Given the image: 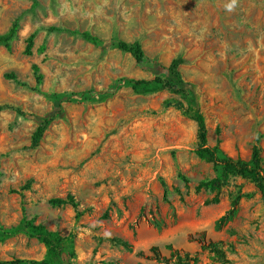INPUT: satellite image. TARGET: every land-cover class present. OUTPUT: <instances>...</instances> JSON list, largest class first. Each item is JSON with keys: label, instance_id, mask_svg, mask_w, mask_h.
Here are the masks:
<instances>
[{"label": "rangeland", "instance_id": "rangeland-1", "mask_svg": "<svg viewBox=\"0 0 264 264\" xmlns=\"http://www.w3.org/2000/svg\"><path fill=\"white\" fill-rule=\"evenodd\" d=\"M18 16L21 40L11 52L0 46V78L26 84H0V124L1 113L13 116L0 127V226L19 231L0 241V264L45 258L23 219L73 235L63 264H161L153 248L166 264H264L260 194L239 177L197 190L215 173L196 157L197 127L183 111L204 116L208 147L242 160L257 147L264 157V0H0V34ZM32 30L42 34L25 56ZM117 42L139 43L142 63ZM173 59L183 61L186 100L155 81ZM32 64L44 96L32 91ZM68 195L79 221L70 205L49 204Z\"/></svg>", "mask_w": 264, "mask_h": 264}, {"label": "trees", "instance_id": "trees-1", "mask_svg": "<svg viewBox=\"0 0 264 264\" xmlns=\"http://www.w3.org/2000/svg\"><path fill=\"white\" fill-rule=\"evenodd\" d=\"M20 16L16 17L10 24L8 30L0 34V46L4 47L8 52L12 51V42L17 40L18 32L20 29ZM81 38L90 42L94 45L98 43V39L91 36L89 33L80 34ZM36 34L32 33L25 40V46L23 49V54L25 56H31L33 53L34 40ZM115 47L124 53L130 54L137 64H141L144 58V54L139 43L127 44L124 42H117ZM44 46L39 48L40 53L44 52ZM183 64V61L180 59H173L166 69L167 76L165 79L159 77L155 78L156 83L162 85L169 92L179 95L182 99L186 100L188 94L185 90V82L183 81L181 74L179 72V66ZM32 75L35 80L36 89L32 91H37L41 95L39 90L42 82L43 75L40 73V69L36 64L31 65ZM4 78L12 80L16 84L21 86H26L25 83H22L16 79L14 74H5ZM125 85L129 87L142 85L145 82L143 81H134V80H122ZM183 109V108H180ZM186 117L190 118L197 127V141L198 147L195 150V155L201 161L209 163L213 167L215 177L211 180H206L200 182L197 187V190L204 189L210 192L219 191L231 177H239L243 180H247L252 184L258 193L261 196V200L264 205V157L261 155L260 149L255 147L251 153V157L248 160H242L240 158L234 159L229 157L217 144L216 146L210 148L207 146V128L204 116L197 110L188 108L183 110ZM50 125V119H44L36 127L34 132L31 134L30 149L35 150L40 146L41 140L48 126ZM165 187V185H162ZM49 204L52 207H63L70 205L74 210V219L79 221L83 215V211L79 210V204L75 199L68 195L66 198H57L49 200ZM237 205V201L232 202V208L226 212L225 215L219 218L218 223H222L232 216L234 212V207ZM24 226L25 229L30 233L32 238H36L40 241L46 248L45 258L40 262H23L15 261L6 264H63V254L65 247L73 244V235L69 234L68 236H60L58 233L49 231L42 224H35L33 219L27 220L23 219L20 223V226ZM19 228L16 229H4L0 226V241L6 238H9L17 234ZM171 250V259L180 260L181 256L177 251ZM152 251L156 254L155 259L161 264H166L167 259L160 257L155 248Z\"/></svg>", "mask_w": 264, "mask_h": 264}, {"label": "crops", "instance_id": "crops-1", "mask_svg": "<svg viewBox=\"0 0 264 264\" xmlns=\"http://www.w3.org/2000/svg\"><path fill=\"white\" fill-rule=\"evenodd\" d=\"M10 27V26H9ZM8 27V28H9ZM8 30V29H7ZM6 30V31H7ZM6 31H4V32H2L1 34H3V33H5ZM32 33H35L34 32V30H32L31 31V33L29 34V35H31ZM42 34V33H41ZM41 34L40 35H36V37H35V40L37 39V37L39 38V37H41ZM21 34H20V29H19V32H18V38H17V40H15L14 42H12V50H13V47L15 46V44L17 43V41L19 42V39L21 40V36H20ZM29 35L27 36V37H25L23 40H22V44H24L25 45V40L29 37ZM35 40H34V44H35ZM24 49V48H23ZM37 65V64H36ZM5 75V74H4ZM4 75L3 76H1V78H0V84H2V82H3V78H4ZM15 76H16V79L18 80V81H20V82H22V83H24L23 82V80H20L21 79V77H18L16 74H14ZM22 75H24V74H22ZM3 77V78H2ZM32 77H33V75H32ZM34 78V77H33ZM9 81H12V80H9ZM27 85L28 86H30V88H32V87H34L33 85H32V83H33V81H32V79L31 78H27ZM35 81V80H34ZM41 87V86H40ZM0 93H2V91H1V88H0ZM1 115L3 116V118H4V120L2 119V123L0 124V127H1V129L3 130V132H5V129L7 130V128H8V125L10 124V122L12 121V113H10V112H5V113H1ZM36 117H38V118H40V116H38V115H35ZM18 125V124H17ZM13 132H17V129H15V130H12V134H13ZM31 140V139H30ZM0 172H3V170L0 168ZM14 173H17V172H14Z\"/></svg>", "mask_w": 264, "mask_h": 264}, {"label": "built area", "instance_id": "built-area-1", "mask_svg": "<svg viewBox=\"0 0 264 264\" xmlns=\"http://www.w3.org/2000/svg\"><path fill=\"white\" fill-rule=\"evenodd\" d=\"M11 177L14 178V179H16V178H17V173H13V174L11 175Z\"/></svg>", "mask_w": 264, "mask_h": 264}]
</instances>
